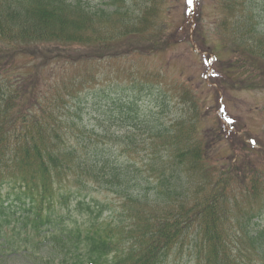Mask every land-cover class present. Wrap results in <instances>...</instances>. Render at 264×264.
<instances>
[{
    "label": "trees",
    "instance_id": "obj_1",
    "mask_svg": "<svg viewBox=\"0 0 264 264\" xmlns=\"http://www.w3.org/2000/svg\"><path fill=\"white\" fill-rule=\"evenodd\" d=\"M261 2L263 10L264 0ZM105 4L113 6L115 0ZM121 9H101L100 6H91L82 0H3L0 1V31L9 35L7 29L11 26V30L16 28L17 31V37L12 36L13 42L17 38L29 45L33 43L31 41H48L50 44L55 43L53 47L60 48L64 40H69L63 37L62 29L75 24L74 21L79 23L86 19L87 25L73 30L70 39L80 41L78 29L82 33L92 27L88 34H84L85 42L81 43L90 47L87 56L93 60L102 59L108 55L102 52L101 47L108 48V44L116 41L115 33L111 30L112 22L114 24L112 19L115 14L118 16L123 13ZM94 23L100 29H93ZM59 40L62 42H57ZM129 45L135 46L133 42H129ZM119 48L115 45L116 51L109 55L123 54L124 50ZM60 57L61 52L56 58ZM260 57L264 62V52L261 51ZM79 60L77 64H80ZM0 92V240L7 237L13 246L16 243L20 246L19 243L23 241L30 245L26 246L25 254H35L30 249L31 246L38 247V243L32 239L33 233H40L44 226L57 221L52 212L34 215L40 201L46 196L58 199L61 194L72 189L89 190L87 184L95 181L98 186L107 183L112 185H109V190L123 197L126 217L116 221L103 218L85 229L75 222V232L71 234H62L63 230L54 234L55 227L52 225L47 230L45 240L48 243L47 249L57 253L59 264H164L171 255L175 261H181L184 254L192 258L194 264H264V229L255 230L249 225L250 222L242 221L247 218L249 210L244 208V203L236 193L231 194L228 185L224 183L223 174L214 178L213 190H208L210 182H205L190 193L180 188V185H174V167L165 171L158 170L161 163L157 161L160 150L154 138H163V132L166 133L167 129L164 124L163 132L158 128L157 112L143 107L142 99L134 102L128 96L126 99L129 104L115 107L116 116L125 124L123 127L136 131L128 136L133 144H139L143 135L148 136L146 139L150 141L143 140L146 146L144 150L154 145L151 147L153 152L147 155L149 161L143 163L142 158H137L130 163L119 162L115 156L104 153L94 145L82 146L86 151L81 154L75 152L78 148L68 144L72 134H68L64 122L55 116L56 109L51 121L47 115L45 117L37 112L19 116L17 122H23L24 135H18L15 128L9 131L13 116L20 114L21 109L11 104L17 102L13 100L17 98L13 91L6 94L0 84ZM85 94L81 98L83 104L93 101L91 93ZM47 109L42 112L47 114ZM78 118L81 122L82 118ZM81 141L85 142V138ZM199 146L198 142L193 141L184 151L183 146L177 151H183L189 160L186 163H193L194 158L197 161L201 158ZM137 160L146 172L138 169ZM187 167L180 169L181 176L184 172V177L197 175L194 170L190 174ZM62 169L70 172L63 173ZM6 197L10 202L19 203L15 211L5 208ZM93 203L79 201L78 210L92 215ZM97 209L98 218L103 212V206ZM133 211L136 215L131 223ZM22 228L30 233H22ZM192 232L195 234L190 238ZM11 240L18 241L12 243ZM243 244L252 247L256 256L245 249ZM39 248L43 249L41 245Z\"/></svg>",
    "mask_w": 264,
    "mask_h": 264
},
{
    "label": "rangeland",
    "instance_id": "obj_2",
    "mask_svg": "<svg viewBox=\"0 0 264 264\" xmlns=\"http://www.w3.org/2000/svg\"><path fill=\"white\" fill-rule=\"evenodd\" d=\"M84 1H89L92 5H104L106 0ZM211 3L213 0H207L203 9L198 10L200 14L196 19L197 26L192 23L185 30L182 27L189 23L188 19L184 21V15L187 17L188 14L187 0H117V4L103 7L102 9L108 10L113 7L122 8L123 13L118 16L115 14L112 19L114 24L112 22L111 30L115 33L113 35L116 41L121 46L135 41V44L144 46L146 50L142 52L145 54L130 52L100 61L90 70L98 82L89 74L92 62L87 61L86 69L82 70L85 61L82 57L87 58L90 47L81 42H85L84 34H88L92 28L81 33L80 28L87 25L86 19L79 23L74 21L75 24L62 29L63 37L69 39L63 42L59 40L63 49L50 47L47 43H37L32 58L19 53L21 47L25 46L24 40L17 38L15 44L11 35L0 32L1 64H5L13 80L20 81L21 84H26L28 79L24 77L28 73L35 77L38 75L36 72L41 73V70L47 82L64 77V89L59 92V96L67 94L66 99L70 101V95H82L80 91L91 84L103 91L116 88L119 91H129L131 95H145V90H148L156 100L157 95L162 100L165 94L171 103L169 110L162 113L167 132L157 140V149L160 150L157 161L161 162L159 171L174 167L175 186L180 185V188L191 193L197 186L210 182L208 190H213L215 172L235 167L228 172L230 174L245 166L261 173L264 186V62L258 58L261 50H264V43L260 44V35L257 36L258 31L247 19L246 12L239 11V8L227 15L224 7L211 11ZM202 4L203 0H199L198 8ZM190 19L194 22L195 17L191 16ZM77 27H80L77 33L80 34V41L70 39ZM93 29L100 28L94 23ZM109 49L113 50V46ZM63 50V57L68 58H56L55 55ZM54 52L57 53L54 55ZM72 56L74 59H71ZM57 59L62 60L56 61ZM77 59L84 60L80 61V69L67 65L70 63L68 60H71L73 63L70 65L76 67L78 64L73 60ZM31 61L36 65L30 71L25 68L29 67ZM155 101L151 105H155ZM57 107L62 108V105ZM66 112L67 110L61 117L64 122L73 120L78 123L77 118ZM85 112L86 117L95 121L97 113L91 107ZM75 122H71L73 130L69 129V132L75 133V139L71 143L76 144L77 135L80 134L76 132L78 125ZM193 141L200 144L198 150L201 158L199 161L194 158L193 163H186L189 160L182 152ZM181 146L184 149L179 153L177 150ZM151 152L153 150L149 148L144 157L140 154L138 158L146 163L150 160L147 155ZM137 153L136 151L133 157ZM185 166L189 167L187 169L190 174L194 170L197 175L184 177V172L181 176L180 169ZM154 171L150 173H155ZM193 201L192 197L191 203ZM261 214L263 216L257 215L250 222V226L253 225L257 230L264 227V209ZM194 234L192 232L189 237L193 238ZM185 260L194 264L187 254ZM0 264L36 263L24 256H16L8 261L2 260Z\"/></svg>",
    "mask_w": 264,
    "mask_h": 264
},
{
    "label": "snow or ice",
    "instance_id": "obj_3",
    "mask_svg": "<svg viewBox=\"0 0 264 264\" xmlns=\"http://www.w3.org/2000/svg\"><path fill=\"white\" fill-rule=\"evenodd\" d=\"M189 2H191V0H189Z\"/></svg>",
    "mask_w": 264,
    "mask_h": 264
}]
</instances>
